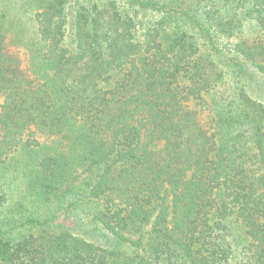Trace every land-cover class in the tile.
Returning <instances> with one entry per match:
<instances>
[{
  "label": "trees",
  "instance_id": "1",
  "mask_svg": "<svg viewBox=\"0 0 264 264\" xmlns=\"http://www.w3.org/2000/svg\"><path fill=\"white\" fill-rule=\"evenodd\" d=\"M17 10L37 35L25 62L0 0V165L29 151V193L57 211L0 224V264H264V0Z\"/></svg>",
  "mask_w": 264,
  "mask_h": 264
},
{
  "label": "rangeland",
  "instance_id": "2",
  "mask_svg": "<svg viewBox=\"0 0 264 264\" xmlns=\"http://www.w3.org/2000/svg\"><path fill=\"white\" fill-rule=\"evenodd\" d=\"M5 1H7V4L9 7H11V15L9 20H13L15 26L14 30L11 31L10 36L12 37L18 35V29L22 30L21 28H23V31H21L22 40L26 42V46H19L17 51L25 59V62H27V60H30L31 57L30 54H27L30 51V49L27 47V40H33V38L37 35L36 24L34 21L28 19L29 17L24 18V16H20V11L17 10L19 0ZM252 32H254V22L249 21L245 29V35L248 36ZM258 80V83L255 81L251 82L250 87L264 97V80H262V78H259ZM220 89L221 91L224 90L223 87ZM4 100L5 94L0 92V113ZM229 100V97L219 93H216L215 95H208L207 97V101L210 102L212 107L215 106V102L218 103V107H222L225 102H228ZM0 134H2V131H0ZM157 147L162 148L163 143L158 144ZM30 166V152L22 149L16 153H12L9 161L0 165V191L3 192L6 199L3 206L0 207V224L3 226L7 225L6 223L9 221L14 222L26 217L28 212L44 213L57 211L56 202L43 205L30 195L28 190V179L31 169ZM253 168H256V164L253 165ZM59 212L61 213V217L59 218L60 222H66L71 226L79 227V219L75 213L67 215L61 210ZM78 230L82 233L88 234V237L92 240L111 244V239L109 240L108 236H106L100 229Z\"/></svg>",
  "mask_w": 264,
  "mask_h": 264
}]
</instances>
